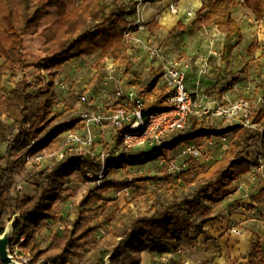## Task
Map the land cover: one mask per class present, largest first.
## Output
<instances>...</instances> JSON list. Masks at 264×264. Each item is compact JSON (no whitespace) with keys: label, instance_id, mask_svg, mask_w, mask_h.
Masks as SVG:
<instances>
[{"label":"trees","instance_id":"obj_1","mask_svg":"<svg viewBox=\"0 0 264 264\" xmlns=\"http://www.w3.org/2000/svg\"><path fill=\"white\" fill-rule=\"evenodd\" d=\"M117 1L113 0V3ZM157 1L141 0L142 3ZM237 6L251 11L256 19L264 18V0H206L199 9L204 10L203 13H198L195 19L197 28L215 26L225 38L235 35L239 40L241 27L232 17V10ZM121 8L104 10L101 0H79L70 9L64 0H0V19L5 22L4 26L0 24V113L12 118L7 145L0 157L4 161V164L0 161V224L7 212L19 215L13 227L9 251L12 252L13 237L17 240L22 238L18 247L27 258L19 260L23 264H66L69 258H78L81 254L84 255L79 264H104L108 255L110 264H140L141 252L148 243L152 246L166 244L177 250L181 237H187L189 232L204 233L203 226L214 219L209 205L236 192V181L249 172L252 163L247 155L242 154L243 147L256 137L264 140V111L257 110L251 116L256 124L252 129L240 125L215 127L190 117L183 128L168 134L172 137L170 141L157 147H147L148 150L123 149L118 156L105 160V173L112 168L143 164L158 157L170 161L172 157L168 152L186 141L231 134L226 149L208 165L193 160L187 163V168L180 175L182 183L165 181L158 189H150L143 195L134 192L131 200L109 212L105 211L107 201L102 194L113 187L118 190L129 188L140 179L120 184L104 180L86 187L83 199L74 205L75 217L60 219L63 225L61 231L52 234L49 243L39 248L32 238L48 220L58 217L55 204L61 198L66 177L77 174L82 182L95 180L101 165L98 155L66 154L48 170L37 172L31 196L20 198L8 194L15 168L23 167L43 153L58 150L59 134L75 129L80 122L79 118L64 120L66 111L53 108L56 105L52 82L55 72L49 70L58 72L62 64L71 58L97 52L98 62L92 77L101 76L103 60L111 58L133 74V88L144 100L153 101L152 109L167 107L168 93L155 91L162 73L161 65L152 64L144 80L131 69L135 59L129 57L122 43L127 25ZM41 21L45 25L39 30ZM147 24L149 28L157 26L154 20ZM176 24L177 28H184L181 21ZM24 31L42 37L38 48L28 45ZM174 31L175 28L171 27L168 32L171 34ZM29 69L47 71L36 82L38 87L33 95L28 94L32 83L23 77V72ZM17 72L22 73L21 77L4 95L3 76ZM116 104L119 105L120 101ZM3 128L0 125L1 132ZM123 132L124 129L113 132L112 147L121 146ZM89 171L94 174L92 180L86 176ZM135 196L145 203L149 202L145 209L136 211L131 207ZM262 197L264 185L255 198ZM100 218L107 226L104 233L97 237L96 222ZM2 231L0 226V233ZM165 264L177 262L169 259ZM235 264H264V249L256 233H251L245 260Z\"/></svg>","mask_w":264,"mask_h":264},{"label":"rangeland","instance_id":"obj_2","mask_svg":"<svg viewBox=\"0 0 264 264\" xmlns=\"http://www.w3.org/2000/svg\"><path fill=\"white\" fill-rule=\"evenodd\" d=\"M171 0H159L155 4L153 3H142L141 0H118L117 3H113V0H101V6L104 10L110 7L121 8L122 15L126 19V25L134 18L141 19V11H138V6L151 7L152 5L157 6L156 21L159 24L151 28L150 34L153 37L149 38L146 33L148 24L144 22L145 30L135 31L132 29L129 36L123 35V45L126 47V52L129 54L130 58L140 49H147L146 46L142 44L160 46L162 48V59L155 60L154 65H161V63L170 57H176L186 62L190 63V69L188 72V87L189 90L194 94H203L209 100L217 102H233L238 99H246L248 101H254L259 95L264 94V18L256 19L254 15L249 10H240L241 7L237 6L233 9L234 17H236L237 22L241 27V38L233 35L230 38H225L224 34L218 32L214 26H203L197 28L196 26V16L198 13H203L204 10H197L195 13V18H188L181 13L171 14L168 12V3ZM203 3L206 0H200ZM131 2H136L131 5ZM177 2L182 3L185 6V0H177ZM70 3L67 4L69 6ZM187 6V5H186ZM181 9V8H180ZM150 11V10H148ZM182 11V9H181ZM163 14L174 15V21L178 18L184 25V28H177V22L171 24L172 22L163 23L161 20ZM159 19V20H157ZM143 21V20H142ZM42 22V21H41ZM0 24L5 25L4 19H0ZM172 25V26H171ZM174 27L175 31L169 33V28ZM138 32V33H137ZM27 37L26 32H24V38ZM27 39V38H26ZM27 42V41H26ZM148 53V51H147ZM97 52L92 54L83 55V61H81V70L79 74L62 76L64 79L65 86L63 89L58 88L54 85V103L59 111H66V116L64 120L71 121L73 119L79 118V111H95L98 109H107L114 107L116 105V100L112 98L113 91L118 88L116 84V75L109 74L106 64L107 60L111 58H106L102 62L101 76L91 77L86 82L87 86L82 87L84 80L87 78L89 73L95 72V64L98 62ZM149 57L150 54L148 53ZM135 59V58H134ZM151 59V58H150ZM164 59V60H163ZM196 61V63H194ZM45 70H34L29 69L23 72V77L32 83L31 88L28 89V94L33 95L37 90L36 82L41 76H44ZM116 72L124 77V84H132V82L126 81V74H130L126 71L124 65L120 67L116 63ZM139 78L144 80L148 76V70L139 71ZM22 73H5L2 82V92L7 95L11 89L13 83L21 77ZM93 76V75H92ZM114 77V84L112 88H103L101 80L104 78ZM120 87V86H119ZM102 89L103 92H102ZM156 93L162 91V86L157 85L155 87ZM85 94L89 101L82 104L78 102L80 95ZM111 97L108 98V96ZM147 107H151L152 100H145ZM200 121V120H198ZM204 124L213 125L215 127L228 128L233 125H238V122L231 119H202ZM0 125H2L3 132L0 131V157L4 153V149L7 145V135L12 125V118L6 114L0 113ZM65 132V131H64ZM59 134V149L67 148L64 146L65 133ZM95 135L94 143L87 148H80L78 146H71V150H68L66 154H76V153H91L92 155H98L101 150L112 149V137L113 129L109 126L105 127L104 133L97 135L96 129H92ZM228 142L231 139V134H225ZM171 135H166L163 138L162 143L170 141ZM252 140L249 145L243 147L242 154L247 155L248 159L252 163V169L242 174L236 181V185L239 183L246 188L245 191H237L239 196H249L256 197L258 190L264 185V144L262 145L261 158L263 160V165L259 163L258 157L254 156L252 153ZM180 146V145H179ZM179 146L170 150L168 155L172 157V160L181 161L185 159L187 163L190 161H196L204 166L208 165L212 160L219 157L221 152H216V146H205L204 151L209 153L210 158L205 162H198L193 158H188L187 156L180 157ZM106 149H105V148ZM148 150V148H145ZM55 150V151H58ZM55 151L43 153L30 161H28L23 167L17 166L13 173V182L8 190L10 196H18L20 198L24 196H31L34 190V180L37 176V172L48 170L53 163L57 161V156ZM1 161V160H0ZM162 157L150 160L143 164L127 165L125 167L112 168L108 171L104 180H112L117 184L125 181H130L131 179H140L136 181L133 186L129 188L118 190L116 187L109 188L102 194V197L107 201L105 211L109 212L117 207L122 206L126 201H129L136 194H144L150 189H158L165 181H174L177 183H182L181 179L179 181L175 180V177L167 171V163ZM4 164V161H1ZM246 174H248L246 176ZM100 181V182H102ZM99 182V183H100ZM95 180L82 182L77 174H71L66 177L64 184L62 186L61 198L55 204V209L57 211L58 217L56 219L48 220L43 227H41L33 236L32 240L39 248H44L50 241L52 234L59 233L63 227L60 219L71 220L75 217V203L80 202L86 191V187L96 184ZM236 197L230 202H225L224 205L219 206L215 211L217 214L223 213V226L221 228L222 234L227 237L238 234L239 232L234 231L236 228L239 230L238 222L235 220V206L230 205L231 202H235L240 197ZM169 196H167L168 198ZM228 197V196H227ZM261 202V209L264 210V197L255 198ZM99 204V203H97ZM148 203H145L138 196H135V201L131 202V207L134 210H142L147 207ZM250 206L249 204L247 205ZM18 214L11 215L7 212L3 216V221L0 226L5 227L8 222L14 220V223L18 219ZM74 216V217H73ZM73 217V218H72ZM254 219L257 224L264 223V212L259 214H254ZM97 229L95 235L97 237L104 233L107 223L101 218L96 222ZM264 226V225H262ZM197 233L190 232L187 237L183 236L180 239L186 238L188 241H193ZM263 237L264 245V232L261 234ZM22 240L17 237H13V244L11 246V255L17 260L25 261L27 258L24 256L23 252L20 251L18 243ZM250 241L246 243L245 248H239L237 250L228 251L223 258L227 259V264H235L237 262L245 260L246 253L250 248ZM191 264H204L209 258L208 248H199V245H195L196 242H188ZM234 244V243H233ZM166 244H160L158 246H152L148 243L142 252L150 253V264H165L169 260L162 252ZM179 248V244L177 246ZM196 248V250H195ZM161 250V251H160ZM175 250V249H174ZM141 252V253H142ZM158 253V255L155 254ZM207 254V255H206ZM84 254H81L78 258H69V262L66 264H79ZM177 264H182L180 261L176 260Z\"/></svg>","mask_w":264,"mask_h":264},{"label":"built area","instance_id":"obj_3","mask_svg":"<svg viewBox=\"0 0 264 264\" xmlns=\"http://www.w3.org/2000/svg\"><path fill=\"white\" fill-rule=\"evenodd\" d=\"M168 12L195 18L197 9L188 8L180 9V3L177 0H171L168 3ZM132 29L136 31L145 30L144 22L141 19H132L123 32L124 36H129ZM146 50L151 59H162V48L160 46L146 45ZM164 60V59H163ZM196 63V61H194ZM106 68L109 73L116 71V63L113 59L107 60ZM162 73L158 79L157 85L162 86V91L168 93L166 98L167 107L160 110H154L147 107L145 100L140 97L133 87H118L112 93V98L120 101L114 107L107 109H98L95 111H79V125L72 130L65 131L64 146L55 151L57 160L62 159L71 146L80 148L90 147L94 143L95 135L92 129H96L98 134L104 133L105 127L109 126L113 131L124 129L121 138V146L113 147L109 150H101L98 153L101 165L96 172L95 181L99 183L104 179V162L110 156H118L123 149H139L146 147H157L161 145L163 138L169 133L183 128L190 117L197 120L207 119H231L238 122V125L246 128H255L251 116L257 110L264 111V94L259 95L254 101L238 99L233 102H217L209 100L203 94L194 95L187 86V77L190 63L185 60L170 57L161 63ZM55 72L52 82L55 86L63 89L65 86L64 79ZM103 92V89H102ZM111 95L108 96V98ZM89 99L85 94L78 98V102L84 104ZM53 108H56L54 105ZM264 140L260 137L252 139V153L258 157L259 163L263 165L261 158L262 145ZM216 146V152H223L228 140L225 134L203 137L198 141H186L179 146L180 157L187 156L198 162H205L210 158L209 153L204 151L205 146ZM252 164L250 170L252 169ZM187 168L185 159L181 161L170 160L167 163V171L180 180L181 173ZM249 170V171H250ZM86 176L93 179L94 174L87 172ZM246 188L240 183L236 185V191H245ZM239 232L238 229H233Z\"/></svg>","mask_w":264,"mask_h":264},{"label":"crops","instance_id":"obj_4","mask_svg":"<svg viewBox=\"0 0 264 264\" xmlns=\"http://www.w3.org/2000/svg\"><path fill=\"white\" fill-rule=\"evenodd\" d=\"M198 4L193 3L191 0H185V6L181 5L182 3H180V8L182 9H188V8H195V9H199L201 7V1L198 0ZM66 6L68 3H70L69 6H67L68 9H70L71 7L75 6L78 4L79 0H64ZM156 3V2H155ZM153 3V4H155ZM187 5V6H186ZM240 7V6H239ZM150 10V11H148ZM240 10H246L245 8L241 7ZM138 11L141 13V18L143 20V22L148 23L151 20L156 21V13H157V6L152 5L151 7L147 8V7H143L141 9V6H138ZM232 17L234 20L237 21L236 17H234V12L232 10ZM159 20V19H157ZM163 21V23H168L169 21L172 22L171 24H175L178 21V18L175 19L174 21V15H167V14H163V17L161 19ZM157 25L159 24V21H156ZM182 23V22H181ZM183 24V23H182ZM45 25V22L42 21L39 24V30L42 29ZM172 26V25H171ZM215 27V26H214ZM171 28V27H170ZM169 28V29H170ZM151 28L147 27L146 33L148 34V37L151 38L153 37V35L150 34ZM27 34V43L29 46L33 47V48H38L40 46V44L42 43L43 39L42 37H40L38 34L36 33H29L27 31H24ZM23 32V35H24ZM136 32V30L134 31ZM138 33V32H137ZM83 55H79V56H75L73 58H71L70 60L64 62L61 66V68L58 70V72L60 73V75L62 76H67V75H76L79 74L80 70H81V61L84 60V58L82 57ZM134 63L131 67V69L138 73L139 71H143V70H149L150 66L153 64V62L151 61L147 50L146 49H140L135 55H134ZM2 62V59L0 58V63ZM117 66L120 67L121 65L117 63ZM117 75H116V74ZM110 74V73H109ZM116 75V84L122 87H133V85L131 84H124V77L122 75H120L119 73H117L116 71L113 73ZM93 73H89L87 78L84 80V83L82 85V87H86L87 84L86 82L88 81V79H90L92 77ZM126 81L132 82L134 80V76L133 74H126ZM114 78L115 76L110 78H104L102 79L100 82V84H102L103 88H112L113 84H114ZM187 86H188V79H187ZM189 88V87H188ZM104 90V89H103ZM152 107V105H151ZM166 137V136H165ZM248 174H246L247 176ZM239 196V193L236 191L233 194H230L228 197L224 198L223 200H221L218 203H213L210 204L209 206L212 209V215L214 216V219L207 222L204 226H203V230L204 233H197L194 237V239H192L195 245H199V248H208L207 251L209 254V258L205 261L204 264H227V259L225 260L223 258V256L225 254L228 253V251H232L233 250V246L234 250L237 249H243L246 246V243L249 242V239L251 238V233H256L259 237H260V241L262 244V247L264 249V245H263V237L261 236V234L264 232V223H260L257 224L256 220L254 219V214H261V212L263 213L264 210L261 209V202L258 199H255V197H249V196H239L240 199H237L235 202H231L230 205L235 206V220L239 223L238 227H239V231L240 233L232 235L231 237H227L225 234H222V226H223V213L221 214H217V212L215 211L219 206L224 205L225 202H230L231 200L235 199L236 197ZM253 206V207H248L247 205ZM74 217V216H73ZM72 217V218H73ZM190 233V232H189ZM192 233H196V232H192ZM193 241H188V239L183 238V239H179L178 240V244H179V248L177 250H174L173 248H171L170 246L166 245V247H164L162 252H159L160 254L163 253L165 254V256L169 259H174V260H178L180 261L182 264H191L192 260L190 259V253L192 250H190L189 248V243L188 242H193ZM234 243V244H233ZM196 250V248H195ZM249 250V249H248ZM161 251V250H160ZM156 255H158L157 252H155ZM206 254V255H207ZM150 253L148 252H142L141 253V262L140 264H150L149 260H150Z\"/></svg>","mask_w":264,"mask_h":264},{"label":"water","instance_id":"obj_5","mask_svg":"<svg viewBox=\"0 0 264 264\" xmlns=\"http://www.w3.org/2000/svg\"><path fill=\"white\" fill-rule=\"evenodd\" d=\"M14 220H11L3 228V231L0 233V264H23L19 260L15 259L9 251V242L12 237ZM109 256H106L104 259V264L109 263Z\"/></svg>","mask_w":264,"mask_h":264},{"label":"bare ground","instance_id":"obj_6","mask_svg":"<svg viewBox=\"0 0 264 264\" xmlns=\"http://www.w3.org/2000/svg\"><path fill=\"white\" fill-rule=\"evenodd\" d=\"M193 3H196V4H198V0H191Z\"/></svg>","mask_w":264,"mask_h":264}]
</instances>
